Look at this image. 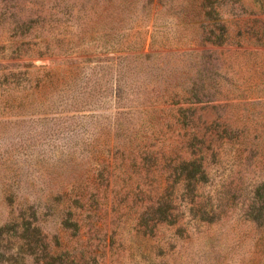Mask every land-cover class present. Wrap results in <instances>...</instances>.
Instances as JSON below:
<instances>
[{"label":"rangeland","instance_id":"374dc122","mask_svg":"<svg viewBox=\"0 0 264 264\" xmlns=\"http://www.w3.org/2000/svg\"><path fill=\"white\" fill-rule=\"evenodd\" d=\"M0 264H264V0H0Z\"/></svg>","mask_w":264,"mask_h":264},{"label":"trees","instance_id":"16d2710c","mask_svg":"<svg viewBox=\"0 0 264 264\" xmlns=\"http://www.w3.org/2000/svg\"><path fill=\"white\" fill-rule=\"evenodd\" d=\"M140 55H143V54H140ZM14 219H17V217H15ZM24 226H25L26 229H28V227H29V222H24Z\"/></svg>","mask_w":264,"mask_h":264}]
</instances>
